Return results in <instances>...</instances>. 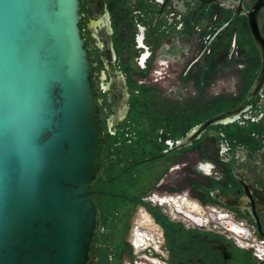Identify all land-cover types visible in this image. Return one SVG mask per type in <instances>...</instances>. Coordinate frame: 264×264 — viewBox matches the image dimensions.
<instances>
[{
    "label": "water",
    "instance_id": "1",
    "mask_svg": "<svg viewBox=\"0 0 264 264\" xmlns=\"http://www.w3.org/2000/svg\"><path fill=\"white\" fill-rule=\"evenodd\" d=\"M93 6L99 14L89 30L110 58L107 4ZM80 9L81 0H0V264L97 260L101 216L91 185L104 171V133ZM101 20L108 31L103 44L94 33ZM250 24L262 67L246 99L192 128L162 156L191 147L212 127L233 124L262 95L264 39ZM114 112L111 127L126 116ZM252 192L253 222L264 237V188ZM211 194L236 208L228 202L233 194ZM222 252L229 258L226 248Z\"/></svg>",
    "mask_w": 264,
    "mask_h": 264
},
{
    "label": "rangeland",
    "instance_id": "2",
    "mask_svg": "<svg viewBox=\"0 0 264 264\" xmlns=\"http://www.w3.org/2000/svg\"><path fill=\"white\" fill-rule=\"evenodd\" d=\"M93 1L96 2L81 0L80 13L81 33L93 65L94 91L97 93L96 101L101 107L99 117L104 133V171L91 185V189L96 192L94 199L101 216L100 245L95 264H155L159 257L161 264H170L169 245L166 244V238H163L165 228L162 222H155V216L150 222L147 221V216H143L144 211L141 212L132 199H140L157 190L165 191V197L171 198L187 194L193 203L201 207L200 214L208 216L205 213L209 212L207 206H213L210 204L212 202L207 199L204 203L199 198L203 194L209 196L210 187L206 186L211 184L212 178L222 177V173L215 170L211 162L209 165L203 161L209 158L216 161L218 155L217 148L212 143L205 142L206 139L216 138L217 144L226 139L231 144H236L237 140L241 141V136L252 138L253 131L264 130V120L248 121L246 125L239 123L244 122L252 109L250 108L234 124L210 128L204 138L192 148L200 150L201 153L193 152L181 157L179 163L170 165L172 171H169L170 168L165 170V158H162L167 149L165 142L173 139L170 141L172 146L182 139V134L208 118L239 106L246 99L251 89L249 86L256 77L254 70L259 66V56L246 45L244 39L239 38L238 55L237 49H230V43L219 51L220 39L207 51L205 47L210 32L202 34L201 40L191 32L183 34V37L174 35L173 39L180 46L175 45V53H164L162 48L165 30L161 26L165 25L163 21L158 29L148 32L147 43L155 51L150 57V51L138 48V26L141 22L148 24L147 17L154 16L144 13L148 7H151L153 13L157 9L156 15L161 13L162 0H105L113 32L114 55L109 60V56L103 48H99L89 30L91 22L99 14L90 9ZM146 24L141 25L147 26ZM183 46L188 49L187 54H177L182 51ZM148 54L150 58L144 63V57ZM112 72L115 73L114 82ZM119 77H124L129 86L130 113H127L124 121L111 127L114 106H120L123 97L117 87ZM109 92L114 94L112 101H108ZM261 105L264 106V102ZM262 111L255 110L253 118L258 119L255 113L261 114ZM220 133L226 136H221ZM195 160L199 163L200 172L188 168L189 162L191 167L196 165ZM164 178L165 184L159 185ZM192 185L197 189L194 190ZM176 209L173 204L160 207L173 227L187 229ZM137 225L156 232L161 242L165 241L162 247L165 256L149 245L147 250L151 251L134 246V230ZM189 230H193L189 234H195L196 231L212 233L201 228ZM186 235L187 233L179 235V240H187L189 235ZM106 245L110 247L109 250ZM235 248L236 264L250 263L252 260L255 264L258 263L250 251L237 246ZM248 255L252 260L248 259Z\"/></svg>",
    "mask_w": 264,
    "mask_h": 264
},
{
    "label": "flooded vegetation",
    "instance_id": "3",
    "mask_svg": "<svg viewBox=\"0 0 264 264\" xmlns=\"http://www.w3.org/2000/svg\"><path fill=\"white\" fill-rule=\"evenodd\" d=\"M95 1L100 2V0ZM95 3L93 1V4L90 5L91 10H93L92 8L94 7L93 5ZM160 4L162 6V14L160 19H158L160 14L157 13L156 15L158 10L155 9L156 12L153 13L151 7H148L144 13H146V15L151 13L155 16V18L154 16L152 18L147 17L148 24L141 22V24H146L147 26H142L141 24L138 26L140 29V33L137 34L138 48L151 52V56L149 54L145 55L143 60L144 63L148 58L152 57L155 52L147 43L148 32L150 30L158 29V27L164 21L165 25H161L164 26L163 30H165V42L162 48L164 53H175L174 47L180 46V43L173 39L174 35H182L183 37V34H189L188 32L199 36V40L202 39V34H208L210 32L207 39L208 42L205 47L207 51L211 49L215 41L220 39L221 43L218 46L219 51L223 49L226 44L230 43V49L232 48V51L237 49V55L238 38L239 40L244 39L246 45H248L252 51L257 54V56H259V66L254 70V72H256V77L249 86V89L253 86L258 74L261 71L262 57L261 51L257 46L251 29L250 19L256 23L257 29L264 39V0H162ZM99 6L100 8L98 9H100L99 12H101L102 5L99 4ZM257 6L259 7L256 10ZM212 26H215V28L212 29ZM95 29V37L100 43H105V41L108 40V31L106 25L104 23L102 24V20L101 22H97ZM213 30L214 32L212 33L211 31ZM240 34H242V36H240ZM200 43L201 41L199 42V45ZM184 47L185 46H183L181 49L182 51L177 52V54H181L180 52L187 54L188 49H184ZM111 59L112 58L110 57L109 60ZM193 65L190 67V69L193 67ZM118 82L119 85L117 87H119V92L123 95V97L120 106H114V110L118 109L120 115H123L126 112V116L121 120L124 121L127 117V113L130 111L129 104L131 102V96L129 93L128 83L124 77H119ZM112 96H114V94L109 92L108 101H112ZM262 102H264V95H260L252 102L250 107L252 108L251 111L248 114L246 113L247 116L244 119V122L239 123L246 125L248 121H263L264 111L262 110L264 109V106L261 105ZM255 110L263 112L261 114L258 112L255 113L258 119L253 118V113ZM208 131L203 135L202 138H204ZM213 133L216 134L215 131H213ZM187 134L188 132H186L184 135H181V138L185 137ZM220 135L224 137L226 136L223 133H220ZM202 138L198 141H195L191 147L186 149H192L194 146H196V143L202 140ZM240 138L241 141H239L240 139L237 140L236 144H231L226 139L220 141V143L217 144L216 138H214V140L209 138L205 141L209 144L212 143L218 151L213 168L217 170L218 166H220L230 174L226 180L223 178L221 179V177L217 179L212 178L211 183H213L215 187L210 192L212 201L210 204L221 209L232 210L236 212L238 216L248 219L253 224H255L253 222L254 216L252 205L247 195L249 193H253V190H261L264 188V157L261 156V153L264 152V130L253 131L252 138H247V135H243ZM172 140H166L165 144L167 145V149L175 146V144L171 146L170 141ZM186 149L178 152L181 153ZM196 151L199 152L200 150L197 149ZM173 154L163 156L162 158H167ZM183 155L185 154L182 153L180 156ZM179 169H181V167L178 168V170ZM169 171H172L171 168ZM216 175L219 176V174ZM163 184H165V178L159 183V185ZM216 190L222 191L224 194H233L236 198L228 200V202L235 205L236 208L227 207L221 202L215 201L211 193ZM155 196L156 198L163 199L165 198V191L157 190L144 197H141L140 199L133 198L132 201L138 207L145 208L153 216H155V220L157 222H162L166 234V237L164 234V238H166V244L169 245L168 260L170 264H236V248L232 242L226 240L223 236L214 232L204 233L202 231H196L195 234H189V232H193V230L184 229L174 225L177 227L175 229V227L170 224L168 217L163 213V211L160 210L159 205L152 203L151 199ZM259 218L263 225L264 232V212L259 213ZM257 230L260 239L262 242H264V237L261 235L258 227ZM183 233H187L189 237L187 240L180 241L179 235H182ZM99 237L100 235L97 238V250L99 249L100 245ZM222 248H226L229 258H225ZM106 249L109 250L110 247L106 245ZM249 257L250 256L248 255V259L252 260V258ZM240 264L255 263L252 260L250 263L241 262ZM256 264L264 263L258 262Z\"/></svg>",
    "mask_w": 264,
    "mask_h": 264
},
{
    "label": "built area",
    "instance_id": "4",
    "mask_svg": "<svg viewBox=\"0 0 264 264\" xmlns=\"http://www.w3.org/2000/svg\"><path fill=\"white\" fill-rule=\"evenodd\" d=\"M177 201L180 202L179 206H183L184 201H188L189 203V211L190 214L187 215L184 212L179 213L178 208L175 210L180 215V220L183 223H186L187 229H206L211 232L217 233L218 235L223 236L226 240L232 242L235 246L239 247L240 249L250 251L253 255V258L259 262L264 263V242L259 237L258 230L255 224H253L250 220L244 219L232 210L221 209L217 206H207L209 210L207 214L208 216L205 217L204 215L200 214V208L197 204L193 203L187 194L179 195L176 197ZM165 199V198H163ZM163 199L154 198L151 199L152 203L159 205L160 207H165L163 203ZM193 206L196 208L194 209ZM200 206V205H199ZM192 207V208H191ZM141 212L144 211L143 216H147V221L150 222L153 215L147 211L145 208H140ZM176 217L177 214H174ZM154 219V217H153ZM156 222V220L154 219ZM146 227L149 228V225L146 222H143ZM230 226L231 228L227 227ZM234 228H237L241 231V234H238ZM134 246L136 248L146 249L148 245L155 248L157 253H161L165 256L163 252V244L161 242L159 235L155 234L154 231H149L147 229L140 228L138 225L134 230ZM155 235L156 240H155ZM164 238V237H163ZM152 243V244H151ZM155 246H154V245ZM147 251H151L148 249ZM161 260V257H159ZM155 261V264H161V261ZM166 264V263H165Z\"/></svg>",
    "mask_w": 264,
    "mask_h": 264
},
{
    "label": "crops",
    "instance_id": "5",
    "mask_svg": "<svg viewBox=\"0 0 264 264\" xmlns=\"http://www.w3.org/2000/svg\"><path fill=\"white\" fill-rule=\"evenodd\" d=\"M185 134V133H184ZM184 134H182V135H184ZM197 153V151L196 150H193V149H186L185 151H183V152H181V153H176V154H173V155H171V156H168L167 158H165V170L168 168H171L170 167V165H172V163L173 164H177V163H179V160H180V158L181 157H183V156H187V154H190V153ZM200 153H201V151H199ZM182 153H184L185 155H183V156H180V155H182ZM170 155V154H169ZM196 161V169H195V166H193V167H191L192 166V164H191V162H189L188 163V168H190L191 170H193V171H199L198 170V164H197V160H195ZM204 162H206V163H208L209 165H210V162H211V165H212V167L214 166V160H212V159H207V160H203ZM169 165V166H168ZM191 165V166H190ZM208 165V168L210 169V166ZM187 167V166H186ZM208 168H207V171H208ZM218 170L217 171H221V173H222V177H221V179L223 178L224 180H226V178H228L229 176L228 175H230L229 174V172H227L226 170H224V169H222L220 166H218V168H217ZM200 172V171H199ZM207 174V173H206ZM208 175V174H207ZM212 184V185H211ZM210 185L208 184L206 187H210L209 188V196H207V194H203V197H200L199 199L203 202L204 201V203L206 202V200L207 199H210V202H212L211 201V197H210V192L212 191V189H214V184L213 183H211ZM192 187H193V189L194 190H196L197 188H195L194 187V185H192ZM205 187V188H206ZM199 190L201 191V192H204V191H202V189H200L199 188ZM198 191V190H197ZM207 192V191H206Z\"/></svg>",
    "mask_w": 264,
    "mask_h": 264
},
{
    "label": "bare ground",
    "instance_id": "6",
    "mask_svg": "<svg viewBox=\"0 0 264 264\" xmlns=\"http://www.w3.org/2000/svg\"><path fill=\"white\" fill-rule=\"evenodd\" d=\"M164 204H173L174 206H176L178 209L179 213L184 212L185 214L189 215L190 211H189V203L188 201H184L182 204L183 206H179V202L176 200V198H171L170 196H166L164 200H162ZM192 208V207H191ZM193 208L195 209L196 207L193 206ZM234 230L238 233L241 234V231L238 230L237 228H234Z\"/></svg>",
    "mask_w": 264,
    "mask_h": 264
},
{
    "label": "trees",
    "instance_id": "7",
    "mask_svg": "<svg viewBox=\"0 0 264 264\" xmlns=\"http://www.w3.org/2000/svg\"><path fill=\"white\" fill-rule=\"evenodd\" d=\"M80 28H81V24H80Z\"/></svg>",
    "mask_w": 264,
    "mask_h": 264
}]
</instances>
